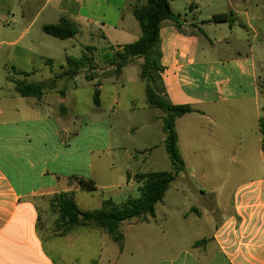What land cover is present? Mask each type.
Returning a JSON list of instances; mask_svg holds the SVG:
<instances>
[{"label":"crops","instance_id":"0c3cea01","mask_svg":"<svg viewBox=\"0 0 264 264\" xmlns=\"http://www.w3.org/2000/svg\"><path fill=\"white\" fill-rule=\"evenodd\" d=\"M138 1L0 0V264H58L50 253V249H57L59 257L64 258V249L57 241L73 243L80 237V230H99L79 227L65 232L58 228L55 197L73 193L75 199L81 190L67 170V160L72 157L67 137L75 135L70 132L74 120L66 105L67 90L75 78L60 76L67 70L64 64L55 69L56 61H67L68 56L65 50L61 56L53 52L57 43L43 32V26L67 17L78 24L80 33L91 36L96 28L109 42L132 37L133 44L141 37L138 21L130 19ZM170 4L173 12L181 16V25L172 21L161 25L164 70L160 76L163 95L172 105H190L195 110L176 120L185 171L193 162L192 146L199 137L197 133L219 127L218 121L226 123L231 112L244 119L243 113L252 109L259 136L258 147L246 153V158L252 156L246 169L253 171L254 178L239 184L232 203L221 201L217 208L208 205L205 214L214 223L213 236L196 241L190 251L181 250L170 264H264V149L260 129L264 92L253 48L222 60L198 44L204 40L226 42L237 34L235 14L248 17V27L257 36L251 24L256 18L247 4L239 9L234 0H170ZM85 7L88 15L82 14ZM48 8L53 14L47 13L46 18L53 16L54 20L38 25ZM229 13L233 22L213 21L216 15ZM125 45L108 47L120 50ZM23 80L44 85V96L20 97L14 81ZM220 127L224 137L239 138L229 144L234 159L242 147L240 133L229 125ZM201 161L209 163L204 158ZM210 205L216 216H210ZM195 210L203 216L200 209ZM212 245L216 250L212 251Z\"/></svg>","mask_w":264,"mask_h":264},{"label":"rangeland","instance_id":"374dc122","mask_svg":"<svg viewBox=\"0 0 264 264\" xmlns=\"http://www.w3.org/2000/svg\"><path fill=\"white\" fill-rule=\"evenodd\" d=\"M249 2L234 0L239 9L247 4L256 18L251 24L258 32L257 36L248 27V17L235 14L237 34L226 42L204 40L198 44L210 50L214 58L222 60L246 54L253 48L264 92V19L261 18L264 0ZM176 5L181 4L176 2ZM88 10L85 7L82 14L88 15ZM186 12L190 14L189 10ZM47 13L53 14L52 9L46 10L38 25L46 20H54L53 16L46 18ZM97 15L100 16L101 12L98 11ZM130 19H133V23L137 22L133 16ZM49 39L57 43L54 53L60 52L61 56L65 50L68 58L76 59L88 54L93 57L96 67L94 72L82 70L67 90L69 100L66 105L74 120L70 132H75V135L67 137L70 145L68 152L72 153L71 159L67 160V170L74 177L93 179L97 183L95 191L80 190L75 194L79 208L84 211L99 210L107 199L121 207L129 199H138L142 182L136 180V175L170 172L172 163L162 142L165 114L149 106L144 83L140 80L142 60L136 59L120 75L107 63V55L113 54L108 46L124 42L131 44L132 37L119 43L109 42L94 28L91 36L79 33L66 41L53 37ZM62 64L68 69L67 61L62 58L56 61L55 69ZM87 73H94L95 79L88 81ZM96 90L101 92L100 108L94 105ZM261 104L264 116V97ZM243 114L244 119H239L231 112V118L226 123L218 121L219 127L197 133L199 137L192 146V152H195L192 153L193 162L188 164L185 171L187 177L183 179L184 173L176 177L163 201L155 206L154 216L128 220L122 224V245L113 242L101 229L93 232L80 230L76 242H56L64 249V258L59 257L57 249H50L51 256L58 264H170V260L181 250L190 251L196 241L213 236L214 223L205 214L208 205L214 204L217 208L221 207V201L232 203L239 184L254 178L253 171L246 169V163L252 160V156L246 158V153L258 147V121L252 109H247ZM225 125L240 133L242 147L234 159L229 144L237 142L239 138L224 137V130L220 126ZM177 128L181 130L180 123ZM202 158L209 163L204 165ZM202 174L204 177H201ZM210 207V216H216L212 205ZM195 209H200L203 216ZM211 247L212 251L216 250V245Z\"/></svg>","mask_w":264,"mask_h":264},{"label":"trees","instance_id":"16d2710c","mask_svg":"<svg viewBox=\"0 0 264 264\" xmlns=\"http://www.w3.org/2000/svg\"><path fill=\"white\" fill-rule=\"evenodd\" d=\"M133 15L141 27V37L133 44L123 46L120 50L108 47L113 54L107 55V63L113 67V71L120 75L122 70L136 59L142 60L140 80L144 83L145 94L149 106L164 112L163 131L165 134V148L172 163L170 172H149L136 175V180L142 182L140 197L129 199L126 204L119 207L111 199L103 201L99 210H81L74 199L73 193H60L54 199L58 208V228L69 232L79 227H96L106 232L113 242L122 245L124 235L121 226L125 221L144 219L155 215V206L163 201L171 184L176 177L185 172V162L179 152V137L175 122L178 118L195 112L190 105H172L164 94V87L160 73L164 70L161 65V25L164 21H172L179 27L181 16L173 12L170 0H139L133 8ZM232 16L227 14L216 15L215 22H231ZM233 22V21H232ZM43 32L59 40L75 38L80 29L73 20L62 17L56 24L43 26ZM68 69L60 75L66 78H76L82 70L95 71L93 57L84 54L81 58H68ZM88 81L95 79V74L86 75ZM15 90L23 98H42L45 94V86L32 84L26 81H14ZM101 92L96 90L93 96L94 105L101 106ZM260 129L263 135L264 149V116L260 120ZM72 180L84 191L93 192L97 189V183L93 179L74 177Z\"/></svg>","mask_w":264,"mask_h":264}]
</instances>
